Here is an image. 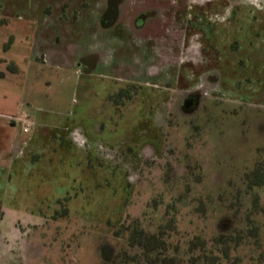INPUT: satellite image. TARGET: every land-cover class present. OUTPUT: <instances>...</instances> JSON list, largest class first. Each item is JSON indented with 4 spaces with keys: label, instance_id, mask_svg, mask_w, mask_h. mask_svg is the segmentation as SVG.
Returning a JSON list of instances; mask_svg holds the SVG:
<instances>
[{
    "label": "rangeland",
    "instance_id": "rangeland-1",
    "mask_svg": "<svg viewBox=\"0 0 264 264\" xmlns=\"http://www.w3.org/2000/svg\"><path fill=\"white\" fill-rule=\"evenodd\" d=\"M30 1L0 0V91L17 102L14 114L44 121V131L52 136L57 129L69 128L88 139L80 158L67 159L59 168H0V264H110L126 247L117 231L133 221L152 231L170 224V241L185 245L195 236L210 241L221 231L243 225L249 211L260 226L264 249V185L254 193L246 191L253 164L264 162V124L251 107L236 108L238 100L248 101L246 95L253 97L250 101L260 97L262 101H257L264 104L263 85L252 84L239 92L229 78L227 87L234 94L224 96L217 85L205 87L200 82L206 67L192 70V80L184 82L201 92V101L212 108L213 113L204 117L201 107L187 115L181 106L186 93H172L164 81L129 94L131 102L127 92L113 98L122 85L118 76L127 78L126 73L79 72L78 55L95 50L90 43L79 49L85 29L57 22L59 6L50 23L37 25L38 29L14 19V3ZM67 1L53 0L59 5ZM196 1L190 6H198ZM133 2L137 3L128 0L121 6ZM202 2L221 40L220 53L209 55L205 44L202 55L218 68L225 65L222 69L233 77L237 66L228 53L229 44L234 36L241 39L244 53L249 52L248 42L261 41L264 0ZM37 11L29 18L42 15L41 8ZM55 36L62 37L60 44L52 40ZM33 39L39 44L32 56L23 42ZM85 40L80 43L89 40L88 34ZM42 50L48 55L46 62L44 54L36 57ZM20 58L24 69L16 75L18 67L11 61ZM30 58L33 62L28 63ZM213 100L225 106L213 109ZM104 152L108 157L100 156ZM248 252L245 248L241 255Z\"/></svg>",
    "mask_w": 264,
    "mask_h": 264
},
{
    "label": "flooded vegetation",
    "instance_id": "flooded-vegetation-1",
    "mask_svg": "<svg viewBox=\"0 0 264 264\" xmlns=\"http://www.w3.org/2000/svg\"><path fill=\"white\" fill-rule=\"evenodd\" d=\"M40 1L43 2L31 0L25 5H22L21 2L14 3L13 6L16 10L14 9L12 17L35 24L38 29L40 25L50 23L51 13L54 12L56 6H59L57 9L60 11V15L56 17L57 22L73 25V27L77 25L80 26L79 29L84 28L86 37L82 38L80 42L87 39L88 34L89 40L85 44L79 42V49L81 50L82 45L85 46L88 43L95 46L94 51L78 55L75 67L79 72L85 75H101L106 70L126 73L127 78L118 76L122 85L113 92V98L120 95L125 97L127 92L126 98L131 102L134 99L129 94L139 93L140 89L146 85H153L155 88L157 83L160 84L164 81L167 82L165 83L167 89L172 93L173 91L174 93L177 91L186 93L181 106L187 115L195 113L201 107L203 117L208 116L213 113V110L206 101H201V92L187 88L185 84L188 81L184 82L185 79L192 80V70L201 67H206L207 70L204 71V78L201 77L200 82L205 87L213 84L215 88L217 85L216 89H219L224 96L234 94L229 93V90L231 92L232 90L227 87L230 80L235 81V89L239 92L245 88L249 89L252 84L263 85L264 89V33L260 42L257 39L248 42L249 52L244 53L240 50L243 45L242 40L233 37L232 45L229 44L228 48V53L233 57L237 66L233 77L227 74L226 69H222L225 65L218 68L216 65L219 64H215V62L210 64L209 57H203L205 44L208 45L204 47L208 49L206 52L209 55H214V52L220 51L217 47L221 41L219 37H216L219 31L215 30L213 23L208 19V12L203 6V0L196 1L198 6H190L192 5L191 0H186L187 5H184L183 0H173L170 3L162 2L163 0H136L137 3H128V6H121L127 4L128 0H106L104 6H98L96 0H80L78 3L68 0L60 5L53 0ZM37 8H41L42 15L35 14L34 17L29 18L31 12H38ZM81 12L83 13L82 19L79 18ZM239 30L241 32L242 29L239 28ZM194 31H196L195 34H193ZM221 32L223 33L222 30ZM261 32H264L263 29ZM52 40L60 44L62 37L55 36ZM244 44L247 45V43ZM259 44L263 45L260 50H258ZM245 47L247 49L249 46ZM136 49L137 51L139 49L140 52L137 53ZM221 57L222 54L218 59ZM240 70L245 72L238 75ZM214 73L217 75H213ZM139 77H143L142 80ZM145 78L153 79L154 83L149 82L150 84H148L145 82ZM239 96H241L240 93ZM246 97L248 101L238 100L239 104L236 108L248 109L251 107L255 117H260L261 123L264 124V104L257 101L260 97L254 95V98L259 97L256 101H250L252 96L249 98L246 95ZM211 103L213 109H222L225 106L217 100H213ZM22 116H26L31 122L28 132L24 131L20 121L6 118L18 125L23 134H31L35 130L37 122L27 114ZM252 168H264V162L257 161Z\"/></svg>",
    "mask_w": 264,
    "mask_h": 264
},
{
    "label": "trees",
    "instance_id": "trees-1",
    "mask_svg": "<svg viewBox=\"0 0 264 264\" xmlns=\"http://www.w3.org/2000/svg\"><path fill=\"white\" fill-rule=\"evenodd\" d=\"M246 179L247 193H254L264 185V168H254ZM257 201L256 197L254 208ZM169 225L159 224L152 231L133 221L119 229L116 236L125 241L126 247L115 253L110 264H264L260 226L251 211L246 213L243 225L221 231L210 241L195 236L185 245L173 244L167 235ZM245 248L249 257L241 255Z\"/></svg>",
    "mask_w": 264,
    "mask_h": 264
},
{
    "label": "crops",
    "instance_id": "crops-1",
    "mask_svg": "<svg viewBox=\"0 0 264 264\" xmlns=\"http://www.w3.org/2000/svg\"><path fill=\"white\" fill-rule=\"evenodd\" d=\"M23 43L27 45V50L29 53L32 52L33 56L35 46L39 42L37 43L33 39ZM42 54L45 55V50H42L41 53L36 51V57ZM48 60L46 54L44 61ZM11 62L18 67L16 75L23 72V58ZM30 62H33L32 58L28 63ZM16 103L8 93L0 91V114L4 116L0 118V168H14L17 171H20L19 168H59L61 163L67 159L80 158V151L87 145L88 137L86 134L78 133L77 129L72 131L73 129L63 128L57 129V135L52 136L51 133L44 131V121L38 122V120L37 122L40 124L31 134H23L18 125L6 118L8 115L14 114L17 109ZM8 106L10 109L7 108ZM100 156L108 157L105 152L100 153Z\"/></svg>",
    "mask_w": 264,
    "mask_h": 264
},
{
    "label": "built area",
    "instance_id": "built-area-1",
    "mask_svg": "<svg viewBox=\"0 0 264 264\" xmlns=\"http://www.w3.org/2000/svg\"><path fill=\"white\" fill-rule=\"evenodd\" d=\"M7 118H13L17 121H20L23 125V129L25 132H28L30 127H31V122L29 121V119L26 117V116H14V117H11V116H6Z\"/></svg>",
    "mask_w": 264,
    "mask_h": 264
}]
</instances>
